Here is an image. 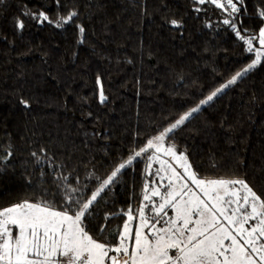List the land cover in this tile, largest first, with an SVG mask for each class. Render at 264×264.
<instances>
[{
	"label": "trees",
	"instance_id": "16d2710c",
	"mask_svg": "<svg viewBox=\"0 0 264 264\" xmlns=\"http://www.w3.org/2000/svg\"><path fill=\"white\" fill-rule=\"evenodd\" d=\"M195 7L192 0L0 3V155L9 146L12 152L0 171V210L56 192V175L94 188L98 182L90 174L106 178L254 59L223 25L226 13L209 4L199 13ZM72 10L77 17L63 27L20 16L43 11L57 21ZM260 10L264 0H244L239 13L241 33L257 36L254 48L264 26ZM17 17L23 30L14 26ZM172 19L181 26H172ZM77 26L85 29L82 35ZM97 77L107 97L103 104ZM168 142L201 178L244 179L264 200V59L201 106ZM147 163L137 158L103 194L85 220L94 238L118 242L114 234L126 220L120 213L139 206L143 184L152 179Z\"/></svg>",
	"mask_w": 264,
	"mask_h": 264
},
{
	"label": "snow or ice",
	"instance_id": "6c2138e0",
	"mask_svg": "<svg viewBox=\"0 0 264 264\" xmlns=\"http://www.w3.org/2000/svg\"><path fill=\"white\" fill-rule=\"evenodd\" d=\"M192 3L197 5L194 8L197 13L206 11L201 7L206 4L226 13L223 25L229 26L243 41L246 52L254 54V59L196 106L179 115L170 126L148 139L106 178L90 174L98 182L94 188L81 183L79 178L73 185L67 176L56 175L53 178L56 192H49L36 202L26 199L0 210V264H264V200L244 179L201 178L183 151L178 152L174 143L165 146L171 134L200 112L201 106L236 84L264 59V26L259 28L256 48L253 42L257 36L247 29L244 34L239 30L244 0H192ZM77 15L72 10L52 21L43 11L20 14L41 24L55 23L56 27L71 23ZM257 18L264 21V10L257 13ZM169 23L181 26L176 19ZM14 26L23 30L24 20L15 18ZM77 27L82 35L85 29ZM96 83L99 102L103 104L107 97L99 77ZM20 103L28 106L26 100L21 99ZM31 155L37 157L36 152ZM11 156L9 146L0 155V171L7 167ZM140 157L148 162L147 175L158 180H152L151 186L147 181L143 184L142 200L137 208L129 206L120 213L126 220L122 230L117 229L114 234V238L118 237L116 244L106 238H94L86 230L85 220L94 215L95 207L103 194L112 190L118 175ZM36 162L40 163L38 157ZM153 164L159 165L155 172L150 171ZM109 219L111 214H105L104 220ZM134 220L138 223L133 230ZM250 221L255 224L250 225ZM99 230L105 233L107 225H101Z\"/></svg>",
	"mask_w": 264,
	"mask_h": 264
},
{
	"label": "rangeland",
	"instance_id": "374dc122",
	"mask_svg": "<svg viewBox=\"0 0 264 264\" xmlns=\"http://www.w3.org/2000/svg\"><path fill=\"white\" fill-rule=\"evenodd\" d=\"M257 43L259 44V40H257ZM258 47H259V45H258ZM169 143H170V142H168V140H166V145H165V146H167ZM178 152H179V150H178ZM166 159H167V158H166ZM170 162H171V161H170ZM158 167H159L158 164H153V167H152V169H150V171H151V172H155V170H156ZM181 171H182V170H181ZM152 180H158V178L152 176L151 181H152ZM151 181H150V182H151ZM164 183L166 184L167 182L165 181ZM150 186H151V183H150ZM161 191H164V189L162 188ZM154 199L157 200V202H158V198H154ZM168 212H169V216H172V215H173V213L171 212L170 209L168 210ZM137 223H138V220H134V221H133V230L135 229V226H136ZM249 224H250V225H254V224H255V221H250ZM246 227H249V225H246ZM15 231H16V230L14 229V234H15ZM226 243H228V242L226 241ZM110 255H113V254H110Z\"/></svg>",
	"mask_w": 264,
	"mask_h": 264
}]
</instances>
